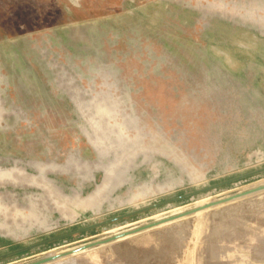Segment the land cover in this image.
Segmentation results:
<instances>
[{"label":"rangeland","instance_id":"obj_1","mask_svg":"<svg viewBox=\"0 0 264 264\" xmlns=\"http://www.w3.org/2000/svg\"><path fill=\"white\" fill-rule=\"evenodd\" d=\"M0 167V254L264 167V0H0ZM51 256L264 264V173Z\"/></svg>","mask_w":264,"mask_h":264},{"label":"water","instance_id":"obj_2","mask_svg":"<svg viewBox=\"0 0 264 264\" xmlns=\"http://www.w3.org/2000/svg\"><path fill=\"white\" fill-rule=\"evenodd\" d=\"M1 169H6V168L0 167V170ZM48 170H50V169H48ZM262 173H264V167H261L259 169L254 170V171H250L248 173L233 177L231 179H227V180H224V181H221V182H218V183H214V184L209 185V186H205V187H202V188L195 189L193 191H190V192H187V193L175 196V197L164 199L162 201H158L156 203H153V204H150V205H146L144 207H139L137 209H134V210H131V211H127L125 213H121V214H118V215H115L113 217L104 219L102 221L93 222V223H91L89 225L80 227V228L72 230V231H68V232L60 234V235L49 237L47 239H43L41 241H37V242L31 243L29 245H25V246L19 247L17 249H14V250H11V251H8V252L0 254V259L4 258V257H7V256L16 255V254H20V253H23V252L31 251V250L41 249L42 247H44L46 245H49L51 243H56V242L61 241V240L66 241L71 236H74V235H77V234H82V233H85V232H87L89 230H93V229H96V228H103L105 230H108V227L110 225H115V224H117V223H119L121 221H127L129 218H133L135 216H139V215L145 214V213H147L149 211H152V210L162 209V208H170V207H172L173 204H175V203H177L179 201H182V200H184L186 198L195 199L197 196H201V195H205V194H212L214 192H217L220 188H222V187H224L226 185H229L231 183H236V182L244 180V179H246L248 177H252V176H255V175L262 174ZM237 196H239V193H236V194L224 197V198H220V199H218L216 201H213L212 203H210V204H208V205H206L204 207L194 208V209H192V210H190L188 212H185V213H182V214H179V215H176V216L168 217L167 219H164L162 221H152V222L148 223L145 226L138 227L137 229H134V230L130 231L128 234H133V233H137V232L146 230L148 228L156 227V226L162 224L163 222L171 221V220H174L176 218H180V217H183V216H186V215L193 214L194 212H196L198 210H201V209L203 210V209H207V208H211V207H215V206L227 203V202L235 199V197H237ZM128 234L126 233L125 235H128ZM125 235H123V236H125ZM118 236L119 235L114 236V237H110L109 239H104V240L107 242V241H113V240H116L117 238L122 237V236H120V237H118ZM105 241H95V242L90 243V244H92V245H96L97 244L98 245V244L103 243ZM46 260H48V259L44 258L41 261H37V262H42V261H46Z\"/></svg>","mask_w":264,"mask_h":264},{"label":"bare ground","instance_id":"obj_3","mask_svg":"<svg viewBox=\"0 0 264 264\" xmlns=\"http://www.w3.org/2000/svg\"><path fill=\"white\" fill-rule=\"evenodd\" d=\"M6 172L3 170V171H1L0 172V174H5ZM251 187V186H250ZM244 189V188H243ZM252 192V191H251ZM239 193V196H237V197H235V199L236 198H239V197H243V196H246L247 194H249L250 192H246V193H240V192H238ZM201 202V201H200ZM197 203V202H196ZM198 204H200V203H198ZM197 212V211H196ZM195 213V212H194ZM200 214H201V212H200ZM200 214H198V215H200ZM145 221V220H144ZM135 229H137V228H135ZM132 230H134V229H132ZM131 230V231H132ZM128 232H130V231H128ZM128 234V233H127ZM125 235V234H124ZM120 236H123V235H119L118 237H120ZM110 238V237H109ZM109 238H106V239H109ZM103 241H105V240H103ZM107 242H110V241H107ZM106 241L105 242H103V243H107ZM50 254V253H49ZM53 258H55V256H51V257H49V258H46V259H48V260H46V261H42V262H36V263H31V264H41V263H45V262H47V261H50V260H52ZM58 260V259H57ZM59 260H60V258H59ZM59 260H58V262H59ZM54 260H52V262H53ZM63 261V260H62ZM63 262H66L65 260L63 261ZM68 262V261H67ZM66 262V263H67ZM55 263H57V262H55Z\"/></svg>","mask_w":264,"mask_h":264}]
</instances>
